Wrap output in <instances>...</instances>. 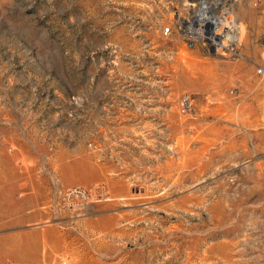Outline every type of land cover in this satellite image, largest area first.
<instances>
[{"label":"rangeland","instance_id":"obj_1","mask_svg":"<svg viewBox=\"0 0 264 264\" xmlns=\"http://www.w3.org/2000/svg\"><path fill=\"white\" fill-rule=\"evenodd\" d=\"M0 264H264V0H0Z\"/></svg>","mask_w":264,"mask_h":264},{"label":"built area","instance_id":"obj_2","mask_svg":"<svg viewBox=\"0 0 264 264\" xmlns=\"http://www.w3.org/2000/svg\"><path fill=\"white\" fill-rule=\"evenodd\" d=\"M205 6L206 4L202 3V9H200L199 7H196L194 4H192L191 8L193 10L200 11V15L195 17L192 23L187 21V26H189L188 28L187 26L184 29L177 27L179 31L183 32L185 45L188 47H193L196 45V43L203 42L206 43L207 46L213 51L232 53L239 45V35L235 30L234 25H231V23L228 22L227 26L225 27L226 30L219 31L215 25L220 24L221 21L219 23L214 22L211 24L210 21L213 20L211 17L215 16L210 15L206 11L207 8ZM197 23L199 26L196 28ZM190 26H193V28ZM171 33L172 28L170 27H163L161 30L163 37H167Z\"/></svg>","mask_w":264,"mask_h":264},{"label":"bare ground","instance_id":"obj_3","mask_svg":"<svg viewBox=\"0 0 264 264\" xmlns=\"http://www.w3.org/2000/svg\"><path fill=\"white\" fill-rule=\"evenodd\" d=\"M234 26H236V25H234ZM223 28V27H222ZM222 29H220V31H221Z\"/></svg>","mask_w":264,"mask_h":264}]
</instances>
